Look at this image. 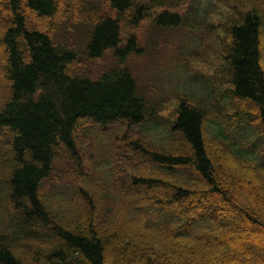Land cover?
Wrapping results in <instances>:
<instances>
[{
	"label": "trees",
	"instance_id": "16d2710c",
	"mask_svg": "<svg viewBox=\"0 0 264 264\" xmlns=\"http://www.w3.org/2000/svg\"><path fill=\"white\" fill-rule=\"evenodd\" d=\"M0 4V165L10 162L0 203L10 205L17 233L0 235V264H264V0ZM74 24L90 26L86 60L109 50L116 60L96 80L73 70L75 47L56 36ZM213 28L220 35L208 47L228 84L203 87V100L178 96L174 119L163 120L122 65L141 53L143 33L179 30L210 43ZM84 123L120 131L122 183L87 184L81 202H49L40 188L55 163L85 160Z\"/></svg>",
	"mask_w": 264,
	"mask_h": 264
},
{
	"label": "rangeland",
	"instance_id": "374dc122",
	"mask_svg": "<svg viewBox=\"0 0 264 264\" xmlns=\"http://www.w3.org/2000/svg\"><path fill=\"white\" fill-rule=\"evenodd\" d=\"M4 11L0 4V21H2ZM25 17L27 18V15ZM213 21L217 22V20ZM30 22L35 30H44L42 23L34 18H31ZM145 27L147 28V25ZM211 30L215 36L210 37V43L201 37H195L191 33L179 30H157L155 37L152 36L149 39L147 33H143L139 40L141 53L124 64L134 73L138 95L141 96L143 93L150 104L161 108L160 116L166 121H172L175 117L178 96L180 98L186 93L191 98L203 100L202 98H205L203 87L210 86L215 91L218 86L223 90V87H226L225 83L229 82L222 59L213 47H208L213 45L212 40L220 35L215 28ZM87 34L86 30L76 27L71 29L69 35L66 33V36L73 39L71 44L74 43L75 47L76 65L73 70L77 74L87 75L92 80H96L101 72L111 68L115 63V58L112 56V51H107L99 59L86 60L84 51ZM56 36L64 40V30L57 32ZM1 39L0 35V41ZM4 66V61L1 59L0 93L5 95L7 81L4 77ZM115 135L120 137L118 129L103 132L87 128L86 123L82 124L78 131V152L85 158L82 166L77 167L67 161L58 160L49 178L41 185V196L49 202L71 204V202H81L79 191L89 188L87 184L99 188L117 189L122 183L120 180L122 174L114 146L120 148L121 143L116 141ZM147 136L151 139L159 137L157 133ZM5 147L3 142L0 143V150ZM9 163L8 160L0 165V179L7 174ZM127 172L130 171L127 170ZM127 190L134 192L132 188ZM150 197L149 194L143 195V198ZM9 215H11L10 205L7 202L0 203V235L5 237L17 234L14 232L13 218Z\"/></svg>",
	"mask_w": 264,
	"mask_h": 264
},
{
	"label": "bare ground",
	"instance_id": "6f19581e",
	"mask_svg": "<svg viewBox=\"0 0 264 264\" xmlns=\"http://www.w3.org/2000/svg\"><path fill=\"white\" fill-rule=\"evenodd\" d=\"M3 51H4V44H3L2 41H0V61L4 57V55H3L4 52ZM6 86H5V88H6ZM3 99H4V94L3 93H0V106L3 103Z\"/></svg>",
	"mask_w": 264,
	"mask_h": 264
}]
</instances>
